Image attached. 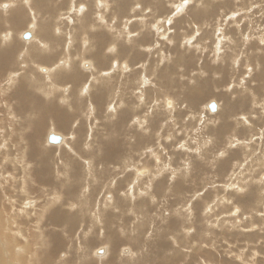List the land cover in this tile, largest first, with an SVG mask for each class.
I'll return each mask as SVG.
<instances>
[{"label": "rangeland", "instance_id": "obj_1", "mask_svg": "<svg viewBox=\"0 0 264 264\" xmlns=\"http://www.w3.org/2000/svg\"><path fill=\"white\" fill-rule=\"evenodd\" d=\"M25 3L0 0V264H264V0Z\"/></svg>", "mask_w": 264, "mask_h": 264}, {"label": "bare ground", "instance_id": "obj_2", "mask_svg": "<svg viewBox=\"0 0 264 264\" xmlns=\"http://www.w3.org/2000/svg\"><path fill=\"white\" fill-rule=\"evenodd\" d=\"M26 1V3H25V7L26 8H28L30 11L33 9V7H32V4L34 3H32V0H30V3H29V1L28 0H25ZM10 3V2H9ZM48 3V2H47ZM52 4V3H51ZM55 4V3H54ZM36 4H34V6H35ZM55 6V5H54ZM31 7V8H30ZM51 7V6H50ZM41 8V7H40ZM35 9V11H36V8H34ZM49 9V8H48ZM72 9V8H71ZM104 11H106V9L104 10ZM5 12H8V11H5ZM48 12V11H47ZM68 12V11H67ZM196 12V11H195ZM18 14H19V16L21 15V14H24V13H21V12H17ZM65 13V12H64ZM197 13V12H196ZM195 13V14H196ZM14 14H15V12H13L12 14H11V16H12V18H13V16H14ZM82 14H84V13H82ZM38 15V12L36 11V16ZM100 15H105L103 12H102V14L100 13ZM197 16H198V14H196ZM60 16L62 17V13L60 14ZM64 16H66V14L64 15ZM83 16V15H82ZM4 17V16H3ZM21 17V16H20ZM68 16H66L65 18L66 19H69V20H71L69 17L67 18ZM23 18V17H22ZM22 18L20 19L21 21H22ZM36 19V18H35ZM101 19L103 20L104 18H102V16H101ZM17 21H19V20H17ZM70 23V22H69ZM32 27L33 28H35V24H32ZM37 28V27H36ZM36 28L34 29L35 30V36H33V34L34 33H29L30 34V37L29 38H31V36H33V38L35 39L36 38ZM8 32V31H7ZM31 32V31H30ZM21 34V33H20ZM19 34V35H20ZM12 35H14L13 33L11 34L10 32H9V34L8 35H6L3 39H2V41H4L3 43H7V42H9V41H11V39L12 38H15V37H12ZM24 37H25V34H24ZM23 38V37H22ZM71 38H72V36H71ZM260 38V37H259ZM262 38V37H261ZM260 38V39H261ZM263 40H264V36H263V38H262ZM261 39V42L263 41ZM8 40V41H7ZM39 41H40V43H42L43 44V49H45V50H47L48 49V47L50 48L51 46H48V44H49V42L48 41H46V40H44V41H42V39H38ZM72 40V39H71ZM36 41H37V38H36ZM35 41V42H36ZM87 43V42H86ZM39 44V43H38ZM115 44H113V47H112V52H114L115 50H116V46H114ZM40 46H42V45H40ZM84 46H86V45H84ZM5 48V47H4ZM8 50V49H7ZM7 50H5L4 51V53L6 54V55H2L3 56V58H2V56H0V62L2 63L3 62V60H4V58H6V57H8V51ZM39 50H41L40 52H44L42 49H39ZM242 50V49H241ZM257 52V51H256ZM94 53V52H93ZM1 54V53H0ZM99 54H100V48H98V51H97V53H94V56H95V59H97V60H99ZM10 55V54H9ZM68 56H70V54L69 55H67V57ZM31 57H32V55H31ZM46 56H43L42 58L44 59ZM67 57H65L64 59H67ZM258 57V56H257ZM9 58V57H8ZM37 58V57H36ZM71 57H69L68 58V60L70 59ZM82 58V57H81ZM6 60V59H5ZM66 61V60H64L65 62H69V61H71V60H69V61ZM107 61V59H105L104 60V63ZM72 62V61H71ZM70 63V62H69ZM234 63V62H233ZM85 64V63H84ZM86 64H88L87 65V67L89 66V63H86ZM66 65H68V63L66 64ZM70 65H71V63H70ZM120 65H122V63L120 64ZM225 65H227V64H225ZM8 66H10V64H8V62H3L2 64H1V66H0V73L3 71V70H7V68H8ZM60 66V67H59ZM61 66L62 65H60V64H58V66L57 65H54V66H51L52 68L50 69V68H42L43 70H45L46 72H47V78L49 79V82H50V85H48L47 86V89H49V88H51V90L53 89V92L55 91V87H54V82H55V79H56V76H57V73H55L56 71L58 72V69H61ZM64 66V65H63ZM72 66H73V64H72ZM83 66V65H82ZM124 66V65H123ZM126 66V65H125ZM144 66V65H143ZM59 67V68H58ZM118 67V66H117ZM64 67H62V69H63ZM93 68V67H92ZM123 68H125V67H123ZM127 69H128V67H127ZM120 70H122V69H120ZM93 71V70H92ZM92 71H90V72H92ZM95 71V70H94ZM98 70H96L95 71V73L97 72ZM118 71V70H117ZM51 72H53V77L51 76ZM103 71L101 70V73H102ZM3 73V72H2ZM100 73V72H99ZM97 74V76H94L93 78L94 79H100V76H102V75H110V73L108 72L107 74L105 73L104 74V72L102 73V74ZM91 75H92V73H90ZM17 75H18V73H17ZM60 74H58V76H59ZM99 76V77H98ZM143 76V75H142ZM17 77V76H16ZM46 77V76H45ZM72 77H74V75L72 76ZM44 78V77H43ZM92 78V79H93ZM15 79V78H14ZM98 79V80H99ZM143 79V78H142ZM102 80V79H101ZM107 80V79H106ZM105 80V81H106ZM15 81V80H14ZM13 80H12V82H14ZM150 81V80H149ZM91 82V81H90ZM97 82V81H96ZM9 83H11L10 81H9ZM9 83H7V84H9ZM5 84V83H4ZM89 84V83H88ZM109 85V84H108ZM90 86V85H89ZM104 86V85H103ZM104 87H106V86H104ZM108 87V86H107ZM6 88V87H5ZM81 88V87H80ZM84 88V86H82V88L81 89H83ZM86 88V87H85ZM84 88V89H85ZM109 88V87H108ZM46 89V90H47ZM68 89V88H67ZM89 89V88H88ZM20 90H23V88L22 87H20L19 88V90L18 91H20ZM80 90V89H79ZM108 90V89H107ZM106 90V91H107ZM110 90V89H109ZM112 90V89H111ZM91 91V90H90ZM28 92V91H27ZM49 93H47V91L45 92L46 94H50V92L51 91H48ZM66 92V91H65ZM109 92H111V91H109ZM21 94H22V91H21ZM20 94V95H21ZM24 94V96L23 95H21V96H19L18 98H21L22 96H23V98H22V100L21 101H19V103H21V107H20V115L22 116V117H30L31 116V114L30 113H27V111H28V108H27V104H26V102H25V99H27V98H33L32 97V95H30V96H28V95H25V92L23 93ZM45 94V95H46ZM53 94H55V93H53ZM66 94H68V93H66ZM84 94H85V92H84ZM102 94V93H101ZM52 95V94H51ZM51 95H48V96H51ZM48 96H46V97H48ZM54 96V95H53ZM66 95H63L62 96V98H61V101L63 102L64 101V99L67 101V104H68V107H69V105L70 106H72V107H69V109L70 108H72L73 109V104H70V101H69V99L68 98H66L65 97ZM14 98V97H13ZM102 97H99V99H101ZM20 100V99H19ZM141 101H143L142 100V98L140 99ZM60 101V102H61ZM65 101V102H66ZM84 100H82V98L81 99H79L78 98V100H77V104L80 102V105H78V107H77V109H75L74 110V113H78V109L82 112L83 111V106H84V102H83ZM61 102V103H62ZM44 105V104H43ZM62 105H64L63 103H62ZM86 105L87 104H85V107H86ZM121 105V104H120ZM217 105V104H216ZM216 105L215 104H211V107H214V109H212V110H216ZM219 105V104H218ZM54 106H55V104L52 106L53 108H54ZM207 106V105H206ZM87 107H89V106H87ZM92 107V106H91ZM218 107V106H217ZM16 108V107H15ZM57 109H60V108H57ZM57 109H55V111L57 112L56 114L57 115H60V114H64V115H61L60 117H59V119L57 120L58 122H60L59 123V126H61V127H64L65 125H66V123L68 124V125H73V126H75L74 125V120H73V115L71 114V110L72 109H70V112L69 111H66V110H62V111H60V110H57ZM88 111V110H87ZM47 112H50L49 110H47V109H42L41 110V114H45V113H47ZM86 112V111H85ZM89 112V111H88ZM146 112V111H145ZM15 114V116H17L16 115V112L14 113ZM75 115V114H74ZM13 116V115H12ZM42 116H44V115H42ZM136 118V117H135ZM140 118V117H139ZM17 119V118H16ZM137 119V118H136ZM146 119V118H145ZM88 120V119H87ZM140 120V119H139ZM142 120V119H141ZM140 120V121H141ZM74 121V122H73ZM139 121V122H140ZM36 125H38V124H42L41 122H38V123H36V122H34ZM77 123V122H76ZM138 124V123H137ZM140 124V123H139ZM30 125V124H29ZM119 125V124H118ZM45 126V125H44ZM72 126V127H73ZM142 126V125H141ZM41 127V126H40ZM35 128V127H34ZM45 128V127H44ZM36 129H37V127H36ZM36 129H35V131H36ZM40 130V129H39ZM38 130V131H39ZM53 129L51 128V131H52ZM34 131V132H35ZM43 131H44V129H43ZM33 132V131H32ZM53 132H54V130H53ZM41 133H42V131H41ZM57 133L58 132H55V133H52L51 134V140H52V142H54V143H57V142H59V136L57 137ZM73 134V133H72ZM38 135V134H37ZM73 137V136H72ZM36 138V137H35ZM74 139H75V137H73ZM55 139L57 140V141H55ZM78 142V141H77ZM48 143H50V142H48ZM38 144V138H37V141L34 139V141H33V146H35L36 147V145ZM53 144V143H52ZM51 144V145H52ZM61 144V143H60ZM115 144V143H114ZM113 144V145H114ZM116 145V144H115ZM59 146V145H58ZM44 148V147H43ZM44 149H46V148H44ZM104 149V148H103ZM33 150H35V149H33ZM38 151H39V148H38V150H35V154H36V152H37V154H40V153H38ZM111 151V150H110ZM126 153V152H125ZM47 154V153H46ZM118 155V154H117ZM116 156V155H115ZM117 158H118V161L119 160H121V159H119L120 157H118V156H116ZM125 157V156H124ZM111 157L109 156L108 158H107V156H105V160L106 161H112V159H110ZM129 158V157H128ZM116 159V158H115ZM127 159V158H126ZM131 159V158H130ZM122 160H124V159H122ZM91 161V160H90ZM126 161V160H125ZM129 162H130V160H128ZM116 163L117 164H120V166H121V164L122 163H119V162H117L116 161ZM115 165V166H117L118 167V165ZM127 164V163H126ZM31 165V164H30ZM93 165V164H92ZM124 165V164H123ZM105 166V165H104ZM111 168V167H110ZM145 168V167H144ZM108 169V168H107ZM112 169V168H111ZM128 169V168H127ZM141 170V169H140ZM57 171V170H56ZM47 172V171H46ZM137 172H138V170H137ZM151 172H152V170H151ZM153 173V172H152ZM33 174V173H32ZM57 174V173H56ZM41 175V174H40ZM68 176V175H67ZM66 176V177H67ZM40 177V176H39ZM38 177V178H39ZM99 177V176H98ZM15 178V177H14ZM41 178V177H40ZM39 178V180H41ZM116 178V177H115ZM235 178V177H234ZM56 179H57V177H56ZM48 182H51L50 184L49 183H47L46 181H43V182H46L47 184H49V185H53V181H52V179H46ZM25 183V182H24ZM56 183V182H55ZM64 183V182H63ZM66 185V184H65ZM233 185V184H232ZM38 186V185H37ZM234 186V185H233ZM24 189V188H23ZM119 191V190H118ZM123 192V191H122ZM24 193V192H23ZM123 194V193H122ZM77 195V194H76ZM131 195V194H130ZM226 197V196H225ZM224 197V198H225ZM129 198H131V197H129ZM223 198V197H222ZM61 199V198H60ZM78 199V198H77ZM124 199V198H123ZM54 200V199H53ZM113 200V199H112ZM225 200V199H224ZM227 200V199H226ZM26 201V200H25ZM120 201V200H119ZM119 201H117L116 203H118ZM15 202V201H14ZM27 202V201H26ZM54 202V201H53ZM30 204H31V201L29 202ZM51 203V202H50ZM104 205H107L108 206V204L107 203H105ZM31 206H32V204H31ZM26 207L28 208V206L26 205ZM68 207V206H67ZM31 208V207H30ZM74 208V207H73ZM76 208V207H75ZM47 209V208H46ZM50 210V209H49ZM1 211V210H0ZM28 211V210H27ZM110 212V211H109ZM25 213V212H24ZM28 214V213H27ZM26 215V214H25ZM111 215V214H110ZM110 215H108L107 214V216H110ZM58 217V216H57ZM56 217V218H57ZM62 217H63V220L62 221H64V219H67L65 216H64V214H62ZM111 218V217H110ZM56 221V220H55ZM67 221V220H66ZM54 223V222H53ZM52 223V224H53ZM67 223V222H66ZM68 224V223H67ZM8 225V224H7ZM66 227V226H65ZM20 232V231H19ZM117 236V235H115V233L114 232H112V231H110V233L109 232H106V235H105V237H104V240L106 239V241L105 242H107V240H108V242L110 241L111 242V244L112 245H116V243L114 242L115 240H116V238L118 237H116V238H113V237H110V236ZM136 236V235H135ZM138 238V237H137ZM136 238V239H137ZM132 239V238H131ZM120 241V240H119ZM135 241V240H134ZM58 242V241H57ZM137 242V241H136ZM196 243V245H199L197 242H195ZM200 243V242H199ZM57 245V244H56ZM59 245H61V244H59ZM57 247V246H56ZM85 247V246H84ZM195 247V246H194ZM201 247V246H200ZM60 248V247H59ZM90 249V248H89ZM104 249V248H103ZM198 249H199V247H198ZM87 250V249H86ZM161 250V249H160ZM22 251V250H21ZM136 251L137 252H134V251H132V254L130 255V256H128L129 257V259H130V261L132 260V259H134V262L133 263H135V264H144V262L147 260V256L149 255V253H143V254H140L141 252H140V250H138V249H136ZM140 253H139V252ZM84 252V251H83ZM98 252V251H97ZM107 252V251H106ZM167 252V251H166ZM85 253H86V251H85ZM204 253V252H203ZM202 253V254H203ZM88 254V253H87ZM113 254V250H111V251H109L108 252V254H106L105 253V255L106 256H104V257H100V258H102L101 259V261L102 260H104L105 258H107V257H110L111 255ZM169 254V253H168ZM104 255V254H103ZM120 255H122V254H120ZM166 255H167V253H166ZM176 255H178V254H176ZM102 256V255H101ZM114 256L116 257V255L115 254H113L112 255V258H114ZM170 256V255H169ZM125 257V256H124ZM127 257V258H128ZM180 257V256H179ZM176 258H178V257H176ZM182 257H180V259H181ZM115 259V258H114ZM167 259H169V258H167ZM166 259V260H167ZM179 259V258H178ZM190 259V258H189ZM149 260V259H148ZM129 261V260H128ZM160 261V260H159ZM30 262V261H29ZM162 262V261H161ZM174 262H178L176 259H174ZM48 263V262H47ZM146 263V262H145ZM31 264V263H30ZM108 264V263H107ZM172 264V263H171ZM176 264V263H175ZM212 264V263H211Z\"/></svg>", "mask_w": 264, "mask_h": 264}, {"label": "water", "instance_id": "obj_3", "mask_svg": "<svg viewBox=\"0 0 264 264\" xmlns=\"http://www.w3.org/2000/svg\"><path fill=\"white\" fill-rule=\"evenodd\" d=\"M30 37V34L29 33H26L25 34V38H29ZM212 109H214V107H211ZM217 108V107H216ZM58 140V139H57ZM56 139H55V141H57Z\"/></svg>", "mask_w": 264, "mask_h": 264}]
</instances>
